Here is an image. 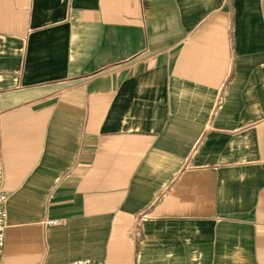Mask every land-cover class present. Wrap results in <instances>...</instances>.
Segmentation results:
<instances>
[{"label":"crops","instance_id":"crops-1","mask_svg":"<svg viewBox=\"0 0 264 264\" xmlns=\"http://www.w3.org/2000/svg\"><path fill=\"white\" fill-rule=\"evenodd\" d=\"M0 264H264V0H0Z\"/></svg>","mask_w":264,"mask_h":264},{"label":"built area","instance_id":"built-area-1","mask_svg":"<svg viewBox=\"0 0 264 264\" xmlns=\"http://www.w3.org/2000/svg\"><path fill=\"white\" fill-rule=\"evenodd\" d=\"M6 201V195L3 192H0V258L2 254V248L4 243V231H5V222H6V211L4 208V204ZM70 264H104L98 261H90V260H77L73 261Z\"/></svg>","mask_w":264,"mask_h":264}]
</instances>
